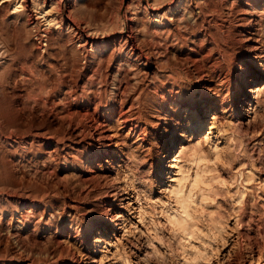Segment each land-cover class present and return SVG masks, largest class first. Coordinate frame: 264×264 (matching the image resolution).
Masks as SVG:
<instances>
[{"label": "rangeland", "instance_id": "1", "mask_svg": "<svg viewBox=\"0 0 264 264\" xmlns=\"http://www.w3.org/2000/svg\"><path fill=\"white\" fill-rule=\"evenodd\" d=\"M33 1L16 13L14 0H0V264H264V8L232 0L217 6L218 18L202 10L205 0H40L56 11L55 24L46 27ZM182 15L198 18L211 41L186 40L190 50L173 57L157 41L185 35ZM130 26L133 39L125 41ZM231 26L248 28L240 46L248 43L250 51H232L237 65L229 93L227 80L205 81L200 73L213 64L222 65L223 77L230 73L214 43ZM146 28L154 42L142 35ZM87 36L94 41L86 43ZM120 63L147 84L171 77L168 93H151L132 122L118 115L106 123V107L92 108L99 121L91 117L83 131L58 121L60 83L77 90L100 73L110 90ZM254 68L262 92L247 87L240 96L241 75ZM43 82L56 100L46 110L37 91ZM167 96L182 103L165 107ZM182 145L192 150L184 153ZM97 147L112 152L98 172L91 161ZM174 155L179 168L172 167ZM43 165L44 175L28 171ZM183 173L190 177L187 213L170 193ZM27 211L30 228L16 234Z\"/></svg>", "mask_w": 264, "mask_h": 264}, {"label": "bare ground", "instance_id": "2", "mask_svg": "<svg viewBox=\"0 0 264 264\" xmlns=\"http://www.w3.org/2000/svg\"><path fill=\"white\" fill-rule=\"evenodd\" d=\"M24 1L25 0H14V3H15L14 4V10L16 13H19L25 9L23 6ZM61 1L62 0H60V2ZM70 1L71 0H69L67 3L69 4ZM212 1L214 2V4L210 5L211 3L210 4L206 3V0H205V4H204L202 10H207L208 12H210L211 15H214V16L216 15L219 18L220 17L219 16L220 11H219V9H217V6L222 5V3L226 4V6H229L228 3H229V1L231 2L232 0H212ZM245 2L247 3L246 6L252 8L253 10H258V9L264 8V0H245ZM32 4H33L32 10L36 14V16H38V19L43 20L44 26L51 27L53 24H55V21L57 19H54V14L56 13V11L54 8H52V6H51L52 9L48 10V8L44 7L45 2H42L40 0H34ZM231 4H233V2H231ZM59 7L60 8L57 12L60 14H63L64 13L63 7L62 6H59ZM230 9H231V7H230ZM230 12H232V11H230ZM221 15H223V14H221ZM180 21H181V25L185 29V35L184 36L173 35V39H171L170 36L165 34L162 37L158 38L157 42H158L159 51L162 49H166V50L170 49L172 51L173 57H174L175 53L178 52L179 49H183L185 46H186L187 50L188 49L190 50V46L185 43L186 40L191 41V39H192L191 43H193L194 45H196L198 43L200 44L201 42L211 41V36L208 34L209 32H207L205 29L203 32H201L202 29H200V28L203 25H201V23H200L201 21L199 22L198 18L196 19L195 16L190 17L189 20L185 21L183 15H182L180 18ZM219 25L223 26L222 23L221 24L219 23ZM202 28H204V26ZM134 31H135V29L133 28V26H130V30L128 31V33L126 35L125 41H129V40L131 41L133 39L132 34ZM248 32H249L248 28L243 29V30H237L231 26L229 29H227V31L222 36V38L221 39L218 38L216 40V42L214 43V46L216 48V51L220 55V63L223 64L226 68H231V70H229L230 73L229 72H228L229 74L225 73V75L223 77L222 76V72H223L222 65L218 66L219 64L218 65L215 64L216 66H214V64H213V65H210L209 68H207L209 70L208 74H206V70H205V72L201 71L202 72V73H200L201 78H203L205 80L206 78H208V76H210V77L218 78L219 82H223V81L227 80L226 81V87L229 90L228 92L231 93L232 83H233V80L235 77V72H233V69L237 65V62L235 63V61H233L235 59V57L233 54L234 52L232 53V51H235L236 48H238V46H240V44H242L240 42L241 40H248V38H249ZM142 35L152 42H154L156 39L155 34L153 32H151L148 28L145 29V31ZM94 39L95 38L90 37V36L85 37L86 43L88 41H94ZM241 48L245 51H248V50L250 51V47H249L248 43L245 45L243 44V46ZM166 61L168 64H167L165 69H168V68H170V65H172L171 64L172 62H170L167 59H166ZM197 67H199V66H197ZM201 67H203V66H201ZM202 69H204V68H202ZM198 71H199V69H198ZM226 71H228V70H226ZM117 73L118 74L112 80V82L110 84V86H111L110 90H108L107 80H105L104 77L100 73H93V74L89 75L84 80L81 87H79L77 90H72L71 89L72 87H69V88L65 87L63 85V83L62 84L60 83L61 82V80H60L59 87L57 88L58 89V91H57L58 103H57V107L55 108L58 121H60L61 123L65 124L67 126H74L75 128H78L79 131H83L84 128L88 127L87 121L90 120L91 117H93L94 123H97L99 121V118H96V117L94 118V115L91 113L93 107L100 108L102 110H105L106 108H108L109 111L107 112V116L105 117L106 123H108L110 120H112L113 118H115L118 115H123V117L125 118L124 122H127V123L129 121L132 122L134 120H138V119H140L139 108L141 106L146 105V103L147 104L150 103V94L153 93V94H156L159 96H160V94L165 95L166 93H168L167 92V84H170L171 81L173 80V79H171V77L169 78L167 76H159L158 75L159 77H157V78L155 77L156 79L155 78L152 79V83L150 82L149 84H147L145 78H141L138 73L126 72L125 68H123L121 63L118 66ZM249 76L250 77L253 76L252 80L248 79ZM261 78H262V74H261L260 69L254 68V69H251L247 72H243V74L241 75V81H240V84H241L240 85V92H239L240 96H244L245 89L247 87L251 88L250 93L257 91V93L260 94L262 92L261 86H260V84L259 85H256V84L258 83L259 79H261ZM175 85L176 84H172V88H174ZM76 88H77V86H76ZM210 89H211V87L210 86L208 87L207 85H205L203 87V90L207 91L208 95H210V92H211V91H209ZM38 90L42 96L44 95L43 97H41L42 98L41 103H42L43 109L46 110L50 104L53 105V102L56 101V100H54L55 97L51 96L50 86L48 85V82H43L42 84L38 85L37 91ZM107 94H108V101H106V103H105L104 98H106ZM51 98H54V99H51ZM241 101L242 100H240V102ZM206 102H208V100H206ZM161 103H162V105H165V107H169V106H173V105L178 106L182 103V98H180L179 96H175V98H171L169 96L161 97ZM209 103L212 104V107H215L217 105V103L215 101H209ZM197 106H198V104H197ZM127 107H129V111L123 113L125 108H127ZM198 108H199V106H198ZM135 116H137V118ZM90 126L91 125H89V127ZM136 128H137V126L135 127V129ZM94 134L92 133V137H94ZM171 137H172V135H171ZM171 137H169V138H171ZM99 138L101 139V138H103V136H99ZM170 141H171L170 143L172 145L170 146L169 150L171 152L173 150V146L175 145V140H174V138H172ZM162 150H165V148H163ZM186 150L191 151L192 149H190V148L187 149V148H185V146L182 145L181 151L185 153ZM111 154H112V152L110 149H108V147L107 148L106 147H97V148H94L92 150V155H91L92 160L91 161L96 166L97 172L101 171L100 169L103 167L104 159L107 157H110ZM173 158L174 159L172 161V164H173L172 167L179 168L180 167L179 166L180 158H181L180 155H174ZM98 161L99 162L101 161V163L97 164ZM162 161H163V159H162ZM68 162L69 161H67V160L64 162V163H66V166H65L66 169L70 165L69 164L70 162L69 163ZM47 165H45V166L43 165L44 167H42L40 170H37L36 168L30 167V168H28V171L34 175H38L39 171H40V173L42 175H44L47 173V171H49V168ZM90 175L92 176L91 178L93 179L94 175L93 174H90ZM197 177H198V175H197ZM175 178H176V182H175L176 184L172 186V188L170 189V193L174 195L177 202L181 205L183 212L187 213L186 212V209H188L186 206L187 198L184 194V187H185L186 183L190 180V177H189V175H186L183 173V176L181 178H178V177H175ZM195 180L197 181V179L194 178V181ZM114 193H116V192H114ZM116 212H117V210H116ZM106 213H107L108 217L111 216V214H109V212H106ZM115 215H117V214H115ZM118 215H119V212H118ZM24 217L25 218L21 219L19 226L12 230L13 232L15 231L16 234H18L22 231H24V232L28 231L30 228L29 223L33 217L32 212L27 211L26 216H24ZM116 219L114 218V220H116ZM173 222L176 223V225L180 226L182 229H184V230L186 229L185 225H184L185 222H182L181 220L176 219L175 217H173ZM115 223H116V221H115ZM107 227H109V226H107ZM186 227H187V225H186ZM1 232H3V231H1ZM106 232H108V231H106V230L100 231V237L97 236L99 238V240H102L105 237ZM4 235H6V234H4Z\"/></svg>", "mask_w": 264, "mask_h": 264}]
</instances>
